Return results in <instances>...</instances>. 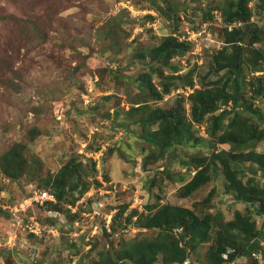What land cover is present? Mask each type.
Returning a JSON list of instances; mask_svg holds the SVG:
<instances>
[{
    "label": "rangeland",
    "instance_id": "obj_1",
    "mask_svg": "<svg viewBox=\"0 0 264 264\" xmlns=\"http://www.w3.org/2000/svg\"><path fill=\"white\" fill-rule=\"evenodd\" d=\"M183 1L173 4L180 17L176 27L174 18L154 9V0H0V17H13L0 20V264H102V252L117 255L134 237L155 235L124 221L131 210L145 211L158 198L162 204L191 207L201 218L212 214L211 238L237 211L246 213V203L235 200L221 172L191 196H179L191 174L184 161L209 155L217 147L231 148L207 133L208 121L195 124L190 143L175 144L162 155L156 144L145 140V135L156 138L159 125L141 124L142 110L128 112L140 104L169 109L182 101L191 120L189 94L226 72L209 71L213 53L225 44L223 16L215 10L214 17L205 20L201 10L192 3L185 7ZM251 1L252 21L264 31V10L255 6L260 0ZM33 17L51 24L47 36H34L28 23L20 21ZM111 26L116 35L108 38ZM169 33L190 41L192 48L173 58L177 72L152 71L158 63L149 58L148 48ZM253 46L264 49V32L263 40ZM250 50L246 48V56L251 57ZM190 71L194 87L184 86L179 77ZM144 73L147 83L140 87ZM167 80L174 82L170 92L155 99L153 91H161ZM253 103L262 105L258 99ZM15 142L26 145L29 163L18 179L1 166V155ZM254 148L264 151V139ZM69 160L76 168L74 196L89 185L86 193L75 203L70 195L59 210L48 204L56 201L33 200L39 190L52 194L44 186L46 176L58 173ZM236 168L244 181L257 177L264 182L254 163L245 161ZM121 206H126L122 222L113 228V216ZM253 217L264 230V216ZM209 246L210 242L197 241L183 264H210ZM245 260L250 264V258ZM259 260L264 264L263 256Z\"/></svg>",
    "mask_w": 264,
    "mask_h": 264
},
{
    "label": "trees",
    "instance_id": "obj_2",
    "mask_svg": "<svg viewBox=\"0 0 264 264\" xmlns=\"http://www.w3.org/2000/svg\"><path fill=\"white\" fill-rule=\"evenodd\" d=\"M176 1L163 0L161 4L154 0L153 7L158 13L174 18L177 27L180 17L173 7ZM211 1L206 5H202L201 0L183 2L185 7H191L192 3V7L201 10L205 20L213 18L215 10L223 16L225 44L213 53L209 71L220 73L226 70L224 76L207 84L202 82L203 86L194 88L189 94L191 120H187L182 101L169 109L160 106L150 108L147 103L140 104L132 106L128 112L142 110L143 115L139 118L141 124L149 127L159 125L155 132L156 138L145 135V140L156 144L162 155L175 144L190 143L191 129L195 124L208 121L207 133L218 143H227L231 148L217 147L209 155H196L190 161H184L183 164L189 167L188 173L191 174L181 184L179 196H191L210 181L212 174L221 172L226 178L228 190L235 192V200L246 203V213L237 211L235 217L227 221L224 228L217 229L215 236L211 238L212 214L207 213L201 218L191 207L169 202L162 204L158 198L156 203L148 204L145 211L131 210L124 221L125 225L132 223L136 229L153 231L156 232L155 235L134 237L117 251V255L102 252V264H183L188 260L191 251L195 250L197 241L210 242L207 251L210 264H229L232 261L235 264H244L246 258L251 259L250 264H261L259 259L264 257V230L256 226L253 217V214L264 216V182L257 177L244 181L236 168L237 164L249 161L256 165L258 174L260 172L261 177H264V151L254 148L255 143L264 139V128L260 126L264 125V74H256L264 71L261 64L264 60V49L253 46L263 40L264 31L252 21L254 8L251 0ZM255 6L264 10V0H260ZM11 17L12 15L1 16L0 20ZM146 17L153 20L155 15L146 14ZM41 18H21L20 21L28 23L27 26L34 36L43 38L47 36L46 27L50 29L51 24ZM23 23L20 24L21 27L25 25ZM119 27L122 30L120 23ZM107 33L108 38H113L116 30L111 26ZM247 36L249 37L246 41ZM247 47L251 49V57L246 56ZM191 48V42L181 39L177 34L165 35L158 44L148 48L147 55L152 62L158 63L151 67L152 71L163 73L170 69L171 72H177L179 68L172 64L173 58L184 56ZM193 75V71H190L179 76L185 82L184 86H195ZM146 77L145 73L141 76L140 87L147 83ZM173 84L171 80L164 81L162 90L153 91V97L163 98V94H168ZM253 99H258L262 105L254 106ZM26 148L25 144L15 142L1 155L2 170L12 179L21 177L29 165L25 155ZM160 153L159 158L162 157ZM75 170L74 161L69 160L58 173L46 176L44 186L56 197L55 203H48L52 209H63L62 202L67 201L70 195L73 196L72 203H75L89 189V185H83L78 195L74 196L77 188V182L72 180L76 176ZM211 192L212 190L204 201L210 200ZM125 209L126 206H121L113 216V228L122 222L120 219ZM240 237L245 240L239 242ZM229 249V257L224 258L223 254Z\"/></svg>",
    "mask_w": 264,
    "mask_h": 264
},
{
    "label": "built area",
    "instance_id": "obj_3",
    "mask_svg": "<svg viewBox=\"0 0 264 264\" xmlns=\"http://www.w3.org/2000/svg\"><path fill=\"white\" fill-rule=\"evenodd\" d=\"M199 34H202V30H199ZM196 34L194 33L192 36H190L189 38L191 39L192 37H194ZM33 200L36 201H40L43 202L45 200H53L56 201L55 196L52 195L51 193H49L47 190H39L37 192H35V195L32 197ZM28 203V202H27ZM24 205H26V202L24 203ZM231 249L227 250L223 256L224 258H228L229 257V253H230ZM229 264H235V261L230 262Z\"/></svg>",
    "mask_w": 264,
    "mask_h": 264
},
{
    "label": "water",
    "instance_id": "obj_4",
    "mask_svg": "<svg viewBox=\"0 0 264 264\" xmlns=\"http://www.w3.org/2000/svg\"><path fill=\"white\" fill-rule=\"evenodd\" d=\"M71 76H72V78H73V76H74V71L72 70L71 71ZM11 252V250H9V253Z\"/></svg>",
    "mask_w": 264,
    "mask_h": 264
},
{
    "label": "clouds",
    "instance_id": "obj_5",
    "mask_svg": "<svg viewBox=\"0 0 264 264\" xmlns=\"http://www.w3.org/2000/svg\"><path fill=\"white\" fill-rule=\"evenodd\" d=\"M262 74H264V71L262 72ZM223 106H225V105H223ZM194 172H192V174H193ZM53 195V194H52ZM55 199H56V197H55Z\"/></svg>",
    "mask_w": 264,
    "mask_h": 264
}]
</instances>
